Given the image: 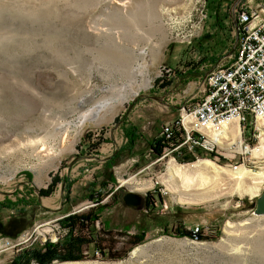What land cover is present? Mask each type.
<instances>
[{
  "label": "rangeland",
  "instance_id": "rangeland-1",
  "mask_svg": "<svg viewBox=\"0 0 264 264\" xmlns=\"http://www.w3.org/2000/svg\"><path fill=\"white\" fill-rule=\"evenodd\" d=\"M238 1L0 0V203L8 206L26 198L41 204L44 210L21 235L40 224L47 232L32 246L0 235V264H12L22 250L63 239L68 230L60 220L96 206L87 198L92 183H97L95 190L104 191L102 204L110 207L96 224L99 231L105 223L110 227L102 246L110 254L93 256L91 249L81 261L53 264H264V216L250 209L264 191V182L258 195H249L223 176L227 181L215 189L213 201L184 203L186 194L198 190L185 188L180 176L174 182L173 174L185 166L183 172L197 177L198 168L189 166L202 159L182 163V154L166 144L159 159L147 154L143 165L139 157H128L106 169L109 158L127 141L125 128L138 126L148 140L161 137L162 126L179 117L183 106L202 99L205 74L232 61ZM241 3L261 6L264 0ZM200 44L221 56L215 66L199 64ZM143 48L151 55V87L97 121L80 125L83 112L115 98L127 84L120 54ZM195 65H200V74L189 76ZM86 95L81 107L79 101ZM223 154L226 163L209 160L235 171L236 160H229L228 151ZM259 167L254 173L264 172V162ZM130 179L146 190L123 184ZM65 180L72 183L69 201ZM48 187L49 197L41 194ZM124 191L152 194V211L125 209L117 203ZM15 214L0 208V221L6 223ZM140 227L146 235L130 247V235L141 233ZM195 228H200L197 240L175 235H192ZM137 248L141 250L134 257Z\"/></svg>",
  "mask_w": 264,
  "mask_h": 264
},
{
  "label": "built area",
  "instance_id": "built-area-1",
  "mask_svg": "<svg viewBox=\"0 0 264 264\" xmlns=\"http://www.w3.org/2000/svg\"><path fill=\"white\" fill-rule=\"evenodd\" d=\"M234 15L238 41L232 61L205 74L202 99L192 107L183 106L178 118L162 126L161 137L172 152L183 155L199 150L214 155L217 162H227L223 152L228 151L234 164L257 172L264 162V4L251 8L240 3ZM233 124L238 137L223 147L234 133ZM256 149L260 152L253 156ZM44 226L35 225L18 238V244L32 246L46 237ZM199 232V228L192 230V238L197 240Z\"/></svg>",
  "mask_w": 264,
  "mask_h": 264
},
{
  "label": "trees",
  "instance_id": "trees-1",
  "mask_svg": "<svg viewBox=\"0 0 264 264\" xmlns=\"http://www.w3.org/2000/svg\"><path fill=\"white\" fill-rule=\"evenodd\" d=\"M198 52L202 55L199 62L200 65L208 63L213 67L221 59L220 55L216 56L214 54L213 49H210V47L206 48L202 44L198 47ZM200 65H195L192 68L193 71L188 73V75L197 76L200 74L196 70ZM124 132L127 141L123 147H121L109 158L106 163L107 170H111L116 167L123 159L128 157H139V161H142L141 164L144 165L148 162L145 158L147 154L150 155L151 159H159L163 156L166 145L162 137L158 136L148 140L140 133L139 127L133 124L129 128H125ZM142 145L144 147H142ZM213 156L214 155L196 150L194 153L183 154V156L178 157V160L182 163H187L196 161L197 159H213ZM224 161L225 160L223 159L222 162L226 163ZM96 186L97 183H92L91 187L87 190L88 200L96 205L94 208L85 214L68 215L60 220L61 225L68 230L67 235L64 236L63 239H61L58 243L46 242V244L41 247L37 246L33 249L22 250V252L14 259L12 264H53L54 262L81 261L87 256L85 251L91 249L94 250L93 256H95L97 252L102 254L104 257L109 256V251L106 252V249H109L102 246L106 242V236L111 233V231H109L110 227L107 223H105L101 231H99L96 224L104 217L105 212L110 207L102 204L105 194L104 191L95 190ZM65 187L67 193L66 201H69L72 183L65 180ZM51 191V188L48 187L47 189H44L41 194L49 197L52 193ZM112 197L114 198L115 196L113 195ZM159 197L161 198V196ZM146 199L147 207L144 210H146V213L149 214L152 211V207L148 206H154L153 195H148ZM117 203L119 204V198ZM40 207H42L41 204L37 205L36 203L28 202L26 198L17 200L15 203L8 202V206L0 203V208L10 209L16 212V214L6 223L0 221V235L10 240L18 239L25 231L24 229L28 227V224L30 223V225H32V223L36 221L39 215L37 212L44 210V208L40 209ZM153 220L155 222L157 221L155 218ZM157 222L161 223L162 221L158 219ZM168 225L169 224L166 223L164 227H169ZM85 229L86 233L84 234L83 231ZM125 230H130V227L127 226ZM140 230H142L141 233H138L137 235H130V247L136 246L141 242L140 238L145 237L147 232L146 229L144 227H140ZM175 235H179L181 237H191V232L177 231Z\"/></svg>",
  "mask_w": 264,
  "mask_h": 264
},
{
  "label": "bare ground",
  "instance_id": "bare-ground-1",
  "mask_svg": "<svg viewBox=\"0 0 264 264\" xmlns=\"http://www.w3.org/2000/svg\"><path fill=\"white\" fill-rule=\"evenodd\" d=\"M163 22V21H162ZM118 62L121 66V71L125 74L129 80L127 84L123 85L120 89H118L114 96L115 98L107 99L102 102H98L94 104L91 108L83 112L79 116L80 125H84L89 121H97L103 113L107 111L114 110L119 103L126 104L130 98L138 96L142 91L148 90L151 87L152 79H151V55L150 52L143 48L140 51L135 49H126L120 54L118 57ZM104 90V89H103ZM88 96H83L79 105L82 107L86 101ZM114 99L117 101L115 102ZM232 129L234 133H231V136H227V143L223 144V147H227L230 145L229 142L234 143L237 139L238 135L236 133L237 127L233 124ZM264 138L262 140V148L264 149ZM259 149H256L253 152V155L257 156L259 154ZM245 166V165H240ZM190 168H198V176L190 175L185 170V166H181L176 169V174L174 173L173 180L174 182L178 181L179 176L182 178V184L188 190L196 189L198 192L186 194L188 196H182L184 203H204L207 201H213L216 198L215 189L219 184L229 181H235L238 185V191L244 192L249 195H255L259 189V186L264 182V172L254 173L248 170L245 167L238 168L235 166V171L229 170L227 167H222L217 165L215 162L209 159H203L195 164L189 166ZM183 169V170H181ZM181 170V171H180ZM203 170L209 171L214 174L211 177L205 175ZM234 170V169H233ZM223 176L226 178H223ZM200 179V181H198ZM125 185H131L132 189L138 192H142L146 190L145 186H138L134 179L123 181ZM223 185V184H222ZM237 188V187H236ZM237 191V192H238ZM241 192V193H242ZM258 195V193H257ZM231 227V226H230ZM141 249L137 248L132 252V256H136ZM67 264V263H66ZM68 264H77V263H68Z\"/></svg>",
  "mask_w": 264,
  "mask_h": 264
},
{
  "label": "water",
  "instance_id": "water-1",
  "mask_svg": "<svg viewBox=\"0 0 264 264\" xmlns=\"http://www.w3.org/2000/svg\"><path fill=\"white\" fill-rule=\"evenodd\" d=\"M240 3H241V0H239L235 6L237 7ZM234 24L237 25L235 20H234ZM237 41H238V35L236 37V41L234 43L232 52H234L236 48ZM119 201L125 209H129L132 211H142L146 208V205H147L146 197L134 191H124L121 194ZM250 209L253 210L256 216H264V191L257 198L256 202L251 203Z\"/></svg>",
  "mask_w": 264,
  "mask_h": 264
},
{
  "label": "crops",
  "instance_id": "crops-1",
  "mask_svg": "<svg viewBox=\"0 0 264 264\" xmlns=\"http://www.w3.org/2000/svg\"><path fill=\"white\" fill-rule=\"evenodd\" d=\"M248 6H249V7H251V8H253V7H256V6H254V5H251V4H250V5H248Z\"/></svg>",
  "mask_w": 264,
  "mask_h": 264
},
{
  "label": "flooded vegetation",
  "instance_id": "flooded-vegetation-1",
  "mask_svg": "<svg viewBox=\"0 0 264 264\" xmlns=\"http://www.w3.org/2000/svg\"><path fill=\"white\" fill-rule=\"evenodd\" d=\"M146 207H147V205H146ZM148 207H153L152 205H149Z\"/></svg>",
  "mask_w": 264,
  "mask_h": 264
}]
</instances>
